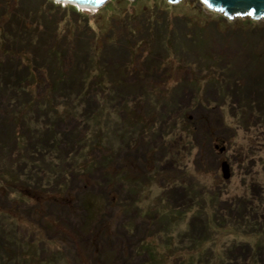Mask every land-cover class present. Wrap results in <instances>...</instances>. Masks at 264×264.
<instances>
[{"label":"rangeland","instance_id":"obj_1","mask_svg":"<svg viewBox=\"0 0 264 264\" xmlns=\"http://www.w3.org/2000/svg\"><path fill=\"white\" fill-rule=\"evenodd\" d=\"M68 4L0 0L6 264H264V16Z\"/></svg>","mask_w":264,"mask_h":264},{"label":"water","instance_id":"obj_2","mask_svg":"<svg viewBox=\"0 0 264 264\" xmlns=\"http://www.w3.org/2000/svg\"><path fill=\"white\" fill-rule=\"evenodd\" d=\"M81 5L99 7L111 0H63ZM171 2L179 0H170ZM206 4L224 11L228 17L235 18L237 16L253 14L255 17L264 16V0H204ZM224 148H222V151ZM222 170L225 178H230L232 175L231 165L228 161L223 162Z\"/></svg>","mask_w":264,"mask_h":264},{"label":"trees","instance_id":"obj_3","mask_svg":"<svg viewBox=\"0 0 264 264\" xmlns=\"http://www.w3.org/2000/svg\"><path fill=\"white\" fill-rule=\"evenodd\" d=\"M72 6H74V5H71V4H68V5H66V8H74V7H72ZM27 7V6H26ZM75 8H76V6H75ZM78 9V8H77ZM81 9V8H80ZM80 9H78V10H80ZM81 11V10H80ZM31 13V12H30ZM27 14V13H26ZM51 21H53V20H51ZM55 22V21H54ZM27 29H28V27H27ZM115 91V90H114ZM113 92V91H112ZM111 92V93H112ZM140 92V91H139ZM139 92L138 91H135V90H133L132 92H130V93H128V95H127V97L124 99L125 101V103H123V104H128L129 102H130V98H131V96H134V95H136V96H138L139 95ZM114 93H117L116 91L114 92ZM114 93H112V94H114ZM228 93H231L229 90H228ZM66 94L67 93H65V94H63V91L61 92H57V93H55V95H53L52 96V100H51V102H50V106H53V105H55V102H58L59 101V95H65L66 96ZM25 95V98H27V96H28V94H24ZM0 97H1V101L3 100V99H5V98H8V101L11 99V95L9 94V93H6L5 95H0ZM111 97H112V95H111ZM122 100H123V98H122ZM92 102L93 103H96V102H94L93 100H92ZM124 107V106H123ZM126 107V106H125ZM62 133V132H61ZM62 141L63 142H61V143H63L62 145H61V147L63 146V145H67V143L68 142H70V140H69V138H66V139H62ZM60 147L58 144H56L54 141L53 142H50L49 143V149H47V150H45V151H50V150H54L56 147ZM45 155H46V153H43V154H41V155H38V157H37V161L38 162H40L41 163V165H42V162H45L47 159H46V157H45ZM39 156H42V157H39ZM104 173V172H103ZM102 173V176H104V174ZM63 174V173H62ZM72 175L73 176H78L79 174H77L76 172L75 173H72ZM61 179L62 178H60L59 179V183L57 184V186H58V188H65L66 186H67V181H68V179H67V175H65V181H63V182H60L61 181ZM36 180L37 179H34V181L33 182H36ZM107 182H108V180H106ZM36 184V183H35ZM38 184V183H37ZM37 186H40L39 184L37 185ZM256 235H257V233H256ZM258 236H260V235H258ZM249 246L252 248H243L244 249V253H247L248 252V249H250L249 251L251 252V253H253V250H254V248L256 249V254L257 253H259V254H264L263 253V248H264V240L263 241H258V242H256V246L255 245H253L252 243H249ZM231 249H234V248H231ZM235 249H239V248H235ZM261 249H262V251H261ZM260 250V251H259ZM231 252L232 253H234L232 250H231ZM4 255H8L7 253L5 254L3 251H0V259H2L1 261L3 262V263H8V258L9 257H11V256H4ZM6 257L7 259H4L3 260V258L2 257ZM11 259H12V257H11ZM8 260V261H7ZM262 261L264 260V257L261 259Z\"/></svg>","mask_w":264,"mask_h":264},{"label":"bare ground","instance_id":"obj_4","mask_svg":"<svg viewBox=\"0 0 264 264\" xmlns=\"http://www.w3.org/2000/svg\"><path fill=\"white\" fill-rule=\"evenodd\" d=\"M58 1H60V2H68V3H72L73 4V2H69V1H63V0H58ZM74 4H76V5H79V6H82L84 9H86V10H97L99 7H91V6H86V5H81V4H78V3H74Z\"/></svg>","mask_w":264,"mask_h":264},{"label":"clouds","instance_id":"obj_5","mask_svg":"<svg viewBox=\"0 0 264 264\" xmlns=\"http://www.w3.org/2000/svg\"><path fill=\"white\" fill-rule=\"evenodd\" d=\"M62 3H63V2H62ZM66 4H67V3H66ZM71 4H72V3H71ZM73 5H75V4H73ZM75 6H77V7H78L79 5H75ZM80 7H81V6H80ZM80 7H79V8H80ZM97 10H98V9H97Z\"/></svg>","mask_w":264,"mask_h":264}]
</instances>
